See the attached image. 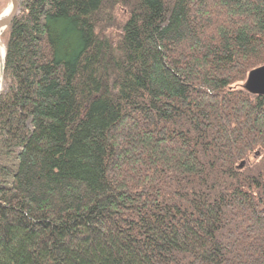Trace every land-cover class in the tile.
Here are the masks:
<instances>
[{
  "label": "trees",
  "instance_id": "obj_1",
  "mask_svg": "<svg viewBox=\"0 0 264 264\" xmlns=\"http://www.w3.org/2000/svg\"><path fill=\"white\" fill-rule=\"evenodd\" d=\"M3 38L0 264H264V0H20Z\"/></svg>",
  "mask_w": 264,
  "mask_h": 264
},
{
  "label": "water",
  "instance_id": "obj_2",
  "mask_svg": "<svg viewBox=\"0 0 264 264\" xmlns=\"http://www.w3.org/2000/svg\"><path fill=\"white\" fill-rule=\"evenodd\" d=\"M20 0H9V2L3 6H0V39L10 26L14 17L19 11ZM5 55L6 50L2 56H0V93L4 84V67H5ZM244 88L252 94L264 95V65L251 70L248 74L247 80L244 84Z\"/></svg>",
  "mask_w": 264,
  "mask_h": 264
},
{
  "label": "rangeland",
  "instance_id": "obj_3",
  "mask_svg": "<svg viewBox=\"0 0 264 264\" xmlns=\"http://www.w3.org/2000/svg\"><path fill=\"white\" fill-rule=\"evenodd\" d=\"M8 2L9 0H1L0 6H3L7 4ZM123 7L121 5H117L116 8L113 9L109 5L107 6L106 11L111 14V17H113V25L109 26V28L105 31V34L112 39L118 36L117 31L119 30L120 25L123 23V21L127 17V13ZM2 40L4 41V38ZM0 82H1V76H0Z\"/></svg>",
  "mask_w": 264,
  "mask_h": 264
},
{
  "label": "bare ground",
  "instance_id": "obj_4",
  "mask_svg": "<svg viewBox=\"0 0 264 264\" xmlns=\"http://www.w3.org/2000/svg\"><path fill=\"white\" fill-rule=\"evenodd\" d=\"M2 39L3 38L0 39V56H2L5 52V45H4V41Z\"/></svg>",
  "mask_w": 264,
  "mask_h": 264
}]
</instances>
